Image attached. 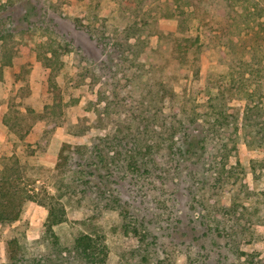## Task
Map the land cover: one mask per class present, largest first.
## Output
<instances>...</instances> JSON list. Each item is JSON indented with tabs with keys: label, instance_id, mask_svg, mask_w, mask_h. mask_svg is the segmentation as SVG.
<instances>
[{
	"label": "rangeland",
	"instance_id": "374dc122",
	"mask_svg": "<svg viewBox=\"0 0 264 264\" xmlns=\"http://www.w3.org/2000/svg\"><path fill=\"white\" fill-rule=\"evenodd\" d=\"M100 2L97 8L100 15L95 16L93 7ZM187 2L0 0V6H5L0 8V170L5 163L18 158L26 174L21 187L36 199L27 200L19 220L0 224V264H7V242L15 235L21 239L26 236L31 255L53 254L48 248H54L53 245L42 240L47 239L49 211L39 201H48L49 196L57 198L67 211V221L54 226L63 247L74 250L76 255V236L89 234L102 245L100 264H264V95L252 98L246 88L233 86L230 68L218 62L219 52L213 43L212 46L203 44L195 53L198 59L194 64L197 65L189 72V79H185L188 98L183 101L181 118L186 121V130L194 132L190 137L204 140L208 135L210 140L209 121L216 117L219 108L227 105L237 116L236 128L216 133L218 140L212 141L215 147L204 141L205 148L200 145L194 155L184 156L187 176L177 175L174 162H170L141 181L127 177L118 184L121 202H127V209L133 214L149 221L153 215L165 211L167 203L175 211L184 213V219L196 220V224L189 226L186 221L176 238L171 237L166 242L158 239L155 248L150 245L145 250L146 241L138 233L145 228L137 224V230L136 224L129 225L118 207L107 206V197L90 187L95 176L103 171L98 164H88L91 149L109 151L107 156L121 163L131 162L138 155V149L132 146L134 140L139 139L143 146L160 142L165 148L163 138L177 134L178 139L184 135L185 140L187 136L185 131L174 129L173 126L179 125L176 119L170 118L171 127L165 122L163 113L169 112L165 97L162 100L160 96L159 99L153 96L152 90L158 89L154 63L162 68L168 63L165 58L157 59L152 52L161 33L168 35V42L173 36L195 37L198 32L205 38L201 28L194 29L205 15L209 18L212 12L227 8L237 16L254 3L264 6V0H195L198 18L195 19V15L188 16L181 11L182 7H189ZM45 9H49L46 21L41 15ZM172 12L179 16L170 18L168 14ZM135 21L146 26L142 41L132 37L128 41L127 28ZM259 21L254 24L255 30L259 28ZM245 22L242 18L238 24L231 20L225 32L234 39L233 51L241 60L254 53L264 54V30L259 28L262 34H256L255 39V33ZM89 26L98 37H92ZM102 34L108 41L120 45L111 51L109 47L100 46L97 39ZM251 36L256 46L250 42L248 47ZM65 41L71 45L66 47ZM46 42L49 45L43 46ZM129 42H135L136 46ZM58 43L62 44L59 47L61 59L54 66H47L39 52L44 53L50 50V44ZM258 43L262 46L257 47ZM106 49L109 52L105 54ZM5 53L9 56L3 57ZM104 61L112 66L105 68ZM234 72L236 78H241L239 71ZM54 73L63 96L61 113H58L59 108L51 106L49 99V78ZM107 105H110V115L103 118L100 112ZM194 118L197 123H189ZM155 126L162 128V136L150 132V127ZM44 139L48 140L45 151L38 143ZM65 143L77 151L66 167L59 169V154ZM186 144L187 141L184 148ZM223 144L231 151L226 162L227 168H234V177L221 188H210L208 183L194 186L190 171L197 169L200 175L205 174L208 156L220 151ZM160 148L151 147L152 150ZM32 149L35 154L29 155L28 150ZM199 155L198 162L195 158ZM155 178L162 185L154 181ZM206 178L211 181L210 172ZM143 182L145 189L140 188ZM170 197L180 198V203L172 204ZM212 198L219 204L214 205ZM223 204L233 206L232 215L221 209ZM209 224L218 230L208 239L219 238L223 247L208 251L213 255L205 260L207 250L199 253L202 240L196 239ZM156 225L151 223L148 229L153 233L160 231ZM143 251L149 253L144 259ZM219 253H222V261ZM74 262L79 263L76 259Z\"/></svg>",
	"mask_w": 264,
	"mask_h": 264
},
{
	"label": "trees",
	"instance_id": "16d2710c",
	"mask_svg": "<svg viewBox=\"0 0 264 264\" xmlns=\"http://www.w3.org/2000/svg\"><path fill=\"white\" fill-rule=\"evenodd\" d=\"M188 8L185 9L182 7V10L184 13H187L189 16L190 14L195 15V19H198L196 16V4L195 0H188L187 2ZM99 5H101V2L97 5H94L93 11L94 15L98 16L99 14ZM5 8V6H0V8ZM41 7V11H42ZM49 13V9H45V12H42V19L46 21L45 16ZM209 18L204 17L201 18V20H198V24L194 26V29L198 31L199 28L202 29L201 34L205 36V38H202V36L199 35V32L196 34L195 37L191 36H182V35H176L171 38V41L168 42L166 38L168 37L167 34L164 32L161 33L159 42L157 43V46L152 48L153 55L157 59L165 58L167 59V64L164 68L157 66L156 63H154L155 66H153V70L157 71V82L158 89L156 91H153V96L156 99H159L162 97V100L164 99V102H167L169 112H165L163 114H166L165 122H168V126L171 127L170 118H174L177 121H179V125L173 126L175 130L177 131H185L187 133L185 140H183V136L178 139L177 134H172V137L163 138V142L166 144L165 148H162L160 142H154L153 144H147L146 146H143V142H140V140H134L132 142V146L135 149H138V155L130 162L129 160L126 162H120L116 161L113 156H107V152L104 153L100 148L91 149V153L89 158H87V162L89 165L98 164L100 165L99 168L103 169V171L98 173V176H95V182H91L90 187L93 188L97 194H101L103 197H107L106 205L110 207H114L120 209V212L124 215V219L127 220L128 224H139L143 226L144 231L139 232L141 233V238L145 242L144 249L147 250V248L152 245V247H156L158 244V239L167 241L169 238H176V235L179 234L180 230L182 229V226L187 222V225L191 226L192 224H196V220L192 219L191 217L189 219H184V213H180L172 206H169L165 201L166 205L164 209L165 211H160L158 214L153 215L151 220H147L143 216L135 215L130 210L127 209L128 203L127 202H121L120 199V191L118 190V184L120 180H124L123 178L130 177L133 181H141L148 176H151L154 170H157L158 167H161L164 163H172L174 162V168L178 171L177 175L179 176H187L184 168V156L189 155L192 156L196 153V149L200 147L205 148L204 144H202L204 141L208 144H211L215 147V143L212 141L218 140V136L215 135L218 134L222 129L226 128H236L235 122L237 116L234 114L233 109L229 106H223L222 108H219V110L216 112V117L213 120H210V126L207 127L208 133H210V140L209 136L206 135L204 140H197L196 136L190 137V134L194 133L191 131L186 130V121L181 118V113L184 110V104L183 101L188 98V87L185 85V79H189V72H191L193 69H195L196 65L194 64L197 61V55L195 54L197 50L202 47L203 44H211L215 45L214 47L217 48V51L219 52V58L218 62L220 64H227L230 68V72L232 74L231 82L234 86L236 84V87L238 88H246L247 94L251 96L252 98L257 96L264 95V54H252L250 57L240 59L238 54H236L233 51V44L234 39L231 38V36H227L229 33L226 32V28H229L232 23H228L231 20H234V22L237 24L239 23V20L241 21V18L245 22L246 27L251 30L253 33V37L256 34L261 33V30H264V6H261L258 3H254L253 7H245L240 12L237 13V16H234L231 14L230 10L227 8L220 9L217 12H212V14H209ZM170 18H177L179 14L176 12H172L171 14H168ZM133 18V16H132ZM260 20L258 27V30H255L254 24L256 21ZM92 21V20H91ZM228 21V22H225ZM93 22V21H92ZM0 23H2V18L0 17ZM131 26L127 28L128 33V41L132 38L138 39L139 41H142L141 35L144 33V27H146L144 24H140L138 21L130 22ZM137 27V25H139ZM92 25V24H91ZM205 28V30H203ZM254 28V29H253ZM50 33H53L52 29L47 28ZM89 33L92 34V37H96L97 33L93 28H88ZM137 31H140V33L136 36L135 33ZM189 33V32H188ZM222 35H219L221 34ZM262 34V33H261ZM100 36V35H99ZM4 37L6 35L4 34ZM98 37V36H97ZM132 37V38H131ZM219 39V42L217 38ZM253 37L251 36L249 40L248 47H250L251 44L253 46L255 45V42L253 41ZM108 37L105 36V34H102L101 37L97 39L98 44L101 46L103 45L105 48L109 47V51H111L113 48H117L120 44L118 42H111L107 40ZM240 39H237V41ZM66 42V47L70 44V42ZM251 42V44H250ZM131 45L136 46L135 42H129ZM49 45V42H46L43 46ZM71 45V44H70ZM138 45V44H137ZM262 44L258 43L257 47ZM62 44L53 45L50 44V50L39 52L41 53V56L43 59H45L47 66H54L56 61H59L61 59V56L59 54V47H61ZM71 50V49H69ZM68 50V51H69ZM108 50H105V54L108 53ZM51 52L52 55L49 56L48 53ZM9 56L7 53L3 57ZM256 61V62H255ZM106 64L105 68H108L112 66V63H107L104 61V65ZM117 65V64H116ZM1 68V65H0ZM112 69V68H111ZM234 71L240 72L241 78H236ZM154 78H147V80L152 81ZM50 86H49V99L52 101L51 106L57 107L59 109L58 113H61V109L63 108V96L61 89L56 81V73L51 74L50 78ZM152 83L150 82L149 85ZM164 95V96H163ZM49 106V105H48ZM110 105H107L103 108V110L100 112V115L102 114L103 118L105 115H110ZM53 113H56V110L53 111ZM142 113V112H141ZM157 113H154L156 115ZM180 115V116H179ZM168 116V118H167ZM197 119H192L189 121V123H197ZM237 124V122H236ZM191 125V124H189ZM238 125V124H237ZM31 128V126H30ZM151 133H153L155 136L159 137L162 136V128L160 126L150 127ZM179 129V130H178ZM190 137V138H189ZM158 141V140H156ZM187 141L188 145L186 148H184V145ZM48 140L44 139L42 141H39L38 143L41 144V148L43 151L46 149ZM151 143V142H150ZM43 145V146H42ZM161 147L159 149L152 150L151 147ZM71 145L68 143H65L61 147V151L59 154V161L57 164V167L60 169L62 166L66 167V164L74 157L75 152L77 151L71 149ZM106 148V145L104 146ZM213 148V147H212ZM220 151H217L215 153H212V156H208L206 162L207 164V170L205 174H199V171L197 169H192L190 171V176L192 184L196 186L197 184L201 186H205L206 183L209 184L210 188H221L224 182H228L231 177H234V168H227V157L229 158L231 151L229 148H227L226 144H223V146H220ZM166 151V152H164ZM206 153V152H205ZM29 155L35 154V150H28ZM142 154V155H141ZM197 159H200L197 156ZM20 160L15 157V160L12 162L5 163L2 170H0V224L2 223H12L21 217L23 207L27 200H36L32 195H30L25 188L21 187V182L23 181L25 177V171L24 166H20ZM199 162V161H198ZM198 165V164H197ZM171 167H173L171 165ZM173 168V169H174ZM86 173L87 171L84 170ZM211 173V181H209L206 178V174ZM94 175V174H93ZM158 184H161L160 181L155 178V180ZM163 183V182H162ZM162 185V184H161ZM146 185L141 184L140 188L145 189ZM48 201L46 200H39L44 206L48 208V217L46 222L47 227V239L42 240H48L49 245H53L54 248H50L49 252H52L53 254L48 255H31L28 252L29 248V242L26 238V236H22V239L19 236H14L10 238L7 242V252H8V262L7 264H100L101 262V251L102 245L99 243V239L94 238L93 236L85 233H80L78 236H76L75 239V251L76 255L73 254L74 250L68 251L65 247H63V242L61 241L60 237L54 232V226L62 224L67 221V211L66 208L63 206V204L54 196H49ZM169 200V198H167ZM174 199V200H173ZM170 197V201H175L180 203V198H173ZM212 203L214 205H218L219 203L212 198ZM175 206V205H174ZM221 206V204H220ZM228 207L226 205H222L221 209L224 211H228V214L232 215V211H234V208ZM233 209V210H232ZM152 223V225H156L157 228L160 231H155L156 228H152L155 233L152 232V230L148 229L150 228L149 225ZM137 230H139V226L137 225ZM218 230V227L207 225L204 232L197 237L196 240H202V246L200 247L199 253H201L202 250H207V254L205 256V260H208L213 255L212 253L214 249L222 248L219 238L214 237L212 241H210L208 238L215 236V231ZM143 233V234H142ZM196 237V236H195ZM174 240V239H172ZM171 240V241H172ZM164 242V243H165ZM162 243V242H160ZM158 251V250H157ZM157 251H155L157 253ZM149 253L148 251L142 252V259L146 258ZM222 253H219L218 258L221 259ZM76 260L79 261V263L74 262ZM216 261V260H214ZM217 260L216 262H218ZM222 261V259L220 260ZM196 262V260H195Z\"/></svg>",
	"mask_w": 264,
	"mask_h": 264
}]
</instances>
